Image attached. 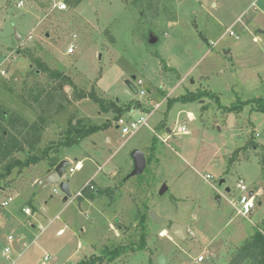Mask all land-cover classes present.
<instances>
[{
	"label": "rangeland",
	"instance_id": "1",
	"mask_svg": "<svg viewBox=\"0 0 264 264\" xmlns=\"http://www.w3.org/2000/svg\"><path fill=\"white\" fill-rule=\"evenodd\" d=\"M19 1L0 0V10L5 12L0 16V111L30 124L41 121L45 128L37 150L31 152L39 162L26 164V154L19 152L15 156L24 165L0 178V262L7 261L3 255L9 246L7 237L12 235L15 246L21 248L17 242L22 233H27L30 245L23 249V264H40L44 252L53 257L49 264H79L82 259H76L83 258L87 249L88 255L93 253L86 258L90 260L119 245L138 247L143 215L149 224L146 248L129 250L111 263L100 264H160L161 258L162 264H230L257 228L264 233V114L253 105L232 114L221 108L264 98V44L253 41L255 35L264 39V34L255 32L258 27L247 31L242 23L229 24L250 0H84L79 9L70 8L67 0H23L24 8L18 9ZM56 2H65L67 9L59 11ZM222 19L225 26L220 24ZM174 20L177 24L170 27ZM227 28L234 35L226 34ZM150 33H156L160 41L149 44ZM219 39L212 47L211 42ZM72 44L74 53L69 55ZM225 49L232 52L227 55ZM54 71L69 81L52 75ZM178 75L192 90L181 86L172 97L209 90L215 98L192 106L176 103L170 112L171 90H162V84H168L166 77L177 84ZM127 80L139 91H147V99L163 103L161 111L151 115L149 125L154 128L161 116L162 120L167 116L165 127L159 128L161 120L154 131L143 127L131 136L121 135L117 129L120 121L140 116H134L128 107L143 108L145 102L129 89ZM92 91L106 101L109 112H101L89 98H80ZM47 95L53 96L51 103ZM189 110L196 117L189 123L191 136L161 141L158 135L165 139L167 127L175 129L187 122ZM231 115L234 125L229 127ZM70 125L78 129L100 125L102 131L65 147ZM135 151H142L150 162L143 174L131 177ZM109 159L111 163L104 166ZM63 160L72 167L77 160L84 162L82 170L66 172L72 194L67 201L59 187L41 190L35 182L55 168L53 163ZM101 166L104 169L98 172ZM115 168L117 176L112 178ZM94 174L100 185L93 183L95 190H107L101 186L113 181L114 187L109 188L114 192L109 194L127 197L130 206L125 205L119 218L110 219L103 211L114 204L108 194L90 201L92 207L77 198ZM240 180L249 191H262L248 218L238 215L230 204L242 194L237 188ZM164 184L168 191L161 194ZM9 198V205L1 208ZM24 207L36 214L24 215ZM150 211L166 222L152 220ZM57 214L61 219L41 234L39 224L46 227ZM65 219L70 220L72 230L58 237L56 232ZM175 223H181L185 232L191 229L194 236L187 234L184 241L174 237L170 228ZM163 231L169 238L161 236ZM34 239L36 244H32ZM202 251H206V261L199 263ZM75 252L74 259L64 260Z\"/></svg>",
	"mask_w": 264,
	"mask_h": 264
},
{
	"label": "trees",
	"instance_id": "2",
	"mask_svg": "<svg viewBox=\"0 0 264 264\" xmlns=\"http://www.w3.org/2000/svg\"><path fill=\"white\" fill-rule=\"evenodd\" d=\"M84 0H67L66 2L70 6V8L78 7ZM42 70L44 72H49L47 66L39 63ZM52 75L56 77H65L58 71H54ZM65 80L69 79L65 77ZM49 103L52 102L53 96L47 95ZM81 99L89 98L93 100L96 104L100 106L101 112L107 113L110 111V108L106 106V101L103 98H100L95 91H92L90 94L84 93ZM205 98H215L210 92H199V93H189L184 95L178 99H173L169 101V107H171L175 103H194L201 101ZM218 101V99H216ZM253 105L254 110L261 112L264 114V98L252 99L245 102H240L239 105H233L231 107H221L229 111V113H235L237 111H241L244 106ZM242 107V108H241ZM132 106L128 107V110H131ZM2 109V108H1ZM122 115L124 111L117 110L115 111ZM0 178H7L14 169L21 167L24 163L18 159L15 154L19 152H23L27 156V163L31 164L30 161L39 162L38 157H34L31 155V152L37 150L43 136V130L45 125L43 122L38 121L36 123L30 124L27 120L19 117L15 114H10L7 111H0ZM7 123V125H6ZM164 127L161 125L159 128ZM102 128L99 126H92L88 128L82 127L81 129L72 127L71 125L66 130V141L63 143L65 147H72L73 145L81 143L85 138L92 136L93 134L101 131ZM29 149V152L26 150ZM151 159V158H150ZM235 160H232L234 162ZM148 163L150 160L147 161ZM59 161H56L52 164V167L57 166ZM261 163L264 166V158L261 159ZM114 190H102L97 189L93 186V183H89L87 186L83 187L81 190V196H77L80 200L87 199L89 201H94L99 196L104 195V193H111ZM109 197L113 200V194H108ZM139 225L142 230V234L140 235L139 246L135 247L132 243L127 245H119L114 247L113 249H105L103 253L99 256H96L93 259H85L82 260L79 264H100L104 262L111 263L116 259L120 258L127 251L131 250L132 252L142 251L146 248L147 242V226H146V216L143 215L139 219ZM246 262H250L251 264H264V233L260 228H257L253 237L245 243L242 248H240L232 258L230 264H244Z\"/></svg>",
	"mask_w": 264,
	"mask_h": 264
},
{
	"label": "crops",
	"instance_id": "3",
	"mask_svg": "<svg viewBox=\"0 0 264 264\" xmlns=\"http://www.w3.org/2000/svg\"><path fill=\"white\" fill-rule=\"evenodd\" d=\"M88 1H90V2H92L93 0H88ZM20 2H23V6L22 7H20V8H18V4L20 3ZM260 1L259 0H250V3L249 4H247L246 5V7L245 8H243V9H241V12H240V14H239V16H238V18L236 19V21H233L232 22V24L231 23H229L230 25H231V27L232 26H234L235 24L237 25V24H239V23H242V26L244 27V29L245 30H250V31H253V29H252V27H258V31H255V32H259V33H261V34H264V0H262V6H259V3ZM19 3H16V6H17V8L18 9H22V8H24V1L23 0H21V1H19ZM56 3H58V2H56ZM55 3V4H56ZM82 4V3H81ZM80 4V5H81ZM79 5V6H80ZM79 6L78 7H76L77 9H79ZM212 7H217V3L216 2H214L213 1V4H212ZM76 8H74V9H76ZM60 11V10H59ZM156 11L158 12V10L156 9ZM261 13V14H258V13ZM3 13H5L4 11H2V10H0V16H1V14H3ZM160 13V12H159ZM143 15V14H142ZM160 15V14H159ZM97 16V15H96ZM246 16L248 17L247 19H246ZM158 17V16H157ZM159 18V17H158ZM97 19H99L98 17H97ZM177 19V18H176ZM225 20L224 19H222L221 21H220V24L223 26H225ZM177 24V20L175 21H171L168 25L170 26V27H172V26H175ZM255 24V25H254ZM229 32V34H230V32H233V30L230 28H227L226 29V34ZM234 33V32H233ZM153 34H155L156 35V33H153ZM165 35H167V33H165ZM157 36V35H156ZM77 37H75V39H76ZM157 38H158V42L160 41L159 40V37L157 36ZM222 39V38H221ZM221 39H219V41L218 42H211L212 44H211V46L212 47H216L217 45H218V43L220 42V40ZM264 39L262 38H260V37H258L257 35H255L254 36V38H253V41L254 42H256V43H261L262 45L264 44V41H263ZM2 46V45H1ZM71 46H74V49H75V45L74 44H72ZM232 52V50H224V53L225 54H227V55H229L230 53ZM68 53V52H67ZM69 54V53H68ZM67 54V55H68ZM70 55V54H69ZM73 55V54H72ZM4 62V61H3ZM2 62V63H3ZM173 70V69H172ZM175 75H173V77H174ZM166 77V76H165ZM180 77V75H178V78L177 77H175V79H177V81H179L177 84H175V81H172V83L169 81V80H171V78L170 77H166V81H167V85L166 84H162V86H163V89L162 90H171V99L169 100V101H171V100H173V98L174 99H178V98H180V97H182V96H184V95H181V96H178V97H172V93H175V91H176V89H178V88H180L181 86H183V88H184V90L185 89H189V88H187V87H185L184 86V83H185V79L183 80V79H181V77ZM204 77H202V79H203ZM142 79V78H141ZM127 81H130V80H127ZM139 81H141V82H143L142 80H139ZM192 84L193 85H196V81H193L192 82ZM100 85V84H99ZM142 85H143V83H142ZM154 90V89H153ZM189 90H192V89H189ZM192 92V91H191ZM206 92H212V91H209V90H206ZM157 93V92H156ZM192 93H195V92H192ZM213 93V92H212ZM148 98V96L147 97H144V99H145V102H144V99H142V100H140L141 102L143 101L144 102V105H143V108L142 107H139V108H135V107H132L131 108V110H133V115L135 116L136 114H141L142 112H146V110L147 109H151V103H148V101H149V99H147ZM151 101H153V102H155V100H153V99H150ZM199 102V101H198ZM204 102V101H203ZM195 103L196 102H194V103H188V104H185L186 106H192V105H195ZM176 104V103H175ZM175 104H173L171 107H169V103H168V110L171 112L172 110H173V108H174V106H175ZM183 104V103H182ZM163 107V105L161 106V108ZM160 108V109H161ZM159 109V110H160ZM158 110V112L156 111L154 114H152V117L154 116V115H156L157 113H159L160 111ZM181 112H179V114H180ZM188 113H191V116L190 117H194V121L196 120V117H195V115L193 114L194 112L192 111V110H189L188 112H187V114ZM164 115V114H163ZM151 117V118H152ZM162 117V116H161ZM159 118L158 119V121H157V124L158 123H160V121L162 120V118ZM150 118V119H151ZM166 118V119H165ZM167 118H168V121H169V117H167V116H165L163 119L164 120H162L161 122V125H164V127H165V123H166V120H167ZM149 119V120H150ZM29 122V121H28ZM189 123H191V122H189L188 121V118H187V122L185 121V122H183V123H181L183 126H186L187 127V129L190 131V136H191V128L189 127ZM157 124L155 123V126H153L154 128L157 126ZM160 125V126H161ZM99 126V125H98ZM149 129H151L152 127H150V125H149V122H148V126H147ZM154 128H152V131H154ZM117 129H119V127L117 128ZM169 130H172V129H170L169 127H167L166 128V131L167 132H169ZM102 131V130H101ZM100 132V131H99ZM97 134V133H96ZM122 135V134H121ZM258 136H259V134H257ZM183 136V135H182ZM94 137H96V136H93L92 138H94ZM187 137V136H186ZM188 137H189V135H188ZM107 142L108 143H111V140H109V139H107ZM175 148L174 149H177L176 147V145L174 146ZM152 149V148H151ZM86 159V158H85ZM111 159H109L105 164H104V166H106V164H109V163H111V161H110ZM147 160V159H146ZM148 161V160H147ZM77 163H82V169L84 168V162H83V160H81V161H78L77 160V162L75 163V165L77 164ZM148 163V162H147ZM74 165V166H75ZM73 166V167H74ZM104 166H101V167H98V172L99 171H103V167ZM56 167V166H55ZM72 167V165L70 166V168H73ZM82 169H80V170H82ZM116 168L110 173V175H111V177L113 178V177H116L117 176V172H116ZM48 171H50V170H48ZM47 171V172H48ZM79 171V170H78ZM78 171H75V172H78ZM47 172H45L44 174H42V175H40V176H38L37 178H36V180H35V182L37 183V181L38 180H40L41 178H43L46 174H47ZM66 172V171H65ZM74 172V173H75ZM73 173V174H74ZM97 174V173H96ZM96 174H94L93 175V177L90 179V181L88 182V184L89 183H96L97 185H99L95 180H96V178H97V176H96ZM208 176V175H207ZM206 176V177H207ZM131 177H133V176H131ZM111 179H109L108 181H110ZM109 183V182H108ZM87 184L85 183V186H86ZM164 185H166V184H164ZM84 186V187H85ZM100 186V185H99ZM58 187V186H57ZM101 187H103V188H108V189H110L109 187H111V188H113L114 186H113V181H112V183H111V185H108V186H104V185H102ZM163 187V186H162ZM166 187H167V185H166ZM102 190H104V189H102ZM111 190V189H110ZM112 190H114V189H112ZM81 191V190H80ZM166 191H168V187H167V189H166ZM166 191H164V193L166 192ZM251 191H253V192H255V193H257L258 194V198H259V196L262 194V191H261V189H259V190H257V191H254V190H251ZM163 193V194H164ZM107 194H109V193H104V195H107ZM104 195H102V196H104ZM102 196H99L98 198H100V197H102ZM78 198V197H77ZM10 199V198H9ZM12 199V198H11ZM79 199V198H78ZM69 200V199H68ZM65 201H67V200H65ZM79 201L82 203V204H89L91 207H92V202H90L89 200H87V199H82V200H80L79 199ZM113 202H114V204L112 205V206H110L108 209H104L103 211L106 213V214H108V215H110V219H112V217H116V218H119V216L121 215L120 213V211H122V210H125L126 208H128V206H130V204H129V201H128V199H127V197L125 196V197H121L120 195H115L114 196V199L112 200ZM3 202H5V201H3ZM2 202V203H3ZM2 203H1V208H5V207H3L2 206ZM10 203V202H9ZM230 204L233 206V202L231 201L230 202ZM9 205V204H8ZM7 205V206H8ZM125 205H126V208H125ZM6 206V207H7ZM234 207V206H233ZM28 208H30V207H28ZM95 208V207H94ZM235 208V207H234ZM25 209H27V208H23L22 209V212L24 213V210ZM31 209V208H30ZM2 210L3 209H1L0 210V213L2 212ZM32 210V209H31ZM36 210V209H35ZM110 210H113V211H110ZM97 211L98 212H100V210L99 209H97ZM110 212H112L113 214H110ZM32 213H33V215H35L36 213L35 212H33L32 211ZM24 215H26L25 213H24ZM32 215V216H33ZM113 215V216H112ZM26 216H28V215H26ZM32 216H29V217H32ZM249 217V216H248ZM248 217H244V218H248ZM59 219H61L60 218V215H56V217H55V219H53L52 218V220H50V221H48V225L45 227V226H43L42 224H39V229H40V232H41V234L42 233H44L45 232V230H46V228L47 227H49L53 222H54V220H59ZM152 219V218H151ZM153 220V219H152ZM156 222V221H155ZM166 221H164V222H159V223H165ZM175 224H177V223H175ZM179 225H181V226H183L181 223H179ZM146 226H149V224L147 225V223H146ZM32 227H34L33 225H32ZM184 227V226H183ZM70 230H72V225H71V222H70V220H64V223H63V226L62 227H60L58 230H57V232H56V234H57V236L58 237H63V236H65L66 235V233L68 232V231H70ZM85 227H83V230H82V232H84L85 233ZM147 230H148V227H147ZM60 231H64L62 234H59V232ZM256 231V230H255ZM188 232V233H187ZM187 232H185V228H184V235H185V239H183V240H180V241H184V240H186L187 239V234H190L191 236H194V233H193V231L191 230V229H188V231ZM28 234H29V232H28ZM27 233L25 234V233H22L21 235H20V240L21 241H19L18 240V242L17 243H21V248H18V247H16L15 246V239H14V241H13V244H9V240H8V238L10 237V236H12V235H9L8 237H7V242H8V244H9V246H11L12 247V253H11V256H10V259H6L7 261H6V263L7 264H23V258H24V252L25 251H23V249L25 248V249H27V247H29L28 245H27V242H26V239H27ZM251 237H253V236H251ZM251 237H249V238H247V240L248 239H250ZM171 239V238H170ZM24 240V241H23ZM246 240V241H247ZM245 241V242H246ZM69 242H71V239L69 240ZM245 242H244V244H245ZM37 243V239H34L33 240V242H32V244H36ZM209 245H211V244H209ZM60 248V247H59ZM22 249V251L21 252H19V250H21ZM59 250V249H58ZM90 250V249H89ZM89 250L87 249V250H85V252H84V256H83V258L84 259H86V258H89V256L90 255H92V254H89L88 255V253H89ZM5 251V250H4ZM4 251H3V255H4ZM91 253V252H90ZM204 253L206 254V251H202V253L198 256V257H200V256H202V255H204ZM45 254H49V252H44V254H43V256L45 255ZM49 255H51V254H49ZM76 252L74 253V254H72V255H70V256H68V257H66L64 260L67 262V261H70V260H72V259H74V257H76ZM214 253H210V256L211 257H214ZM51 257H52V255H51ZM83 258H77L76 259V262H78L79 260H83ZM229 259V258H228ZM52 260H53V257H52ZM51 260V261H52ZM197 260H198V258H197ZM42 261V260H41ZM206 261V258H204V261L203 262H205ZM228 261V260H227ZM198 262V261H197ZM5 263V264H6ZM200 263V262H199ZM0 264H4L3 262H0ZM41 264V263H40Z\"/></svg>",
	"mask_w": 264,
	"mask_h": 264
},
{
	"label": "built area",
	"instance_id": "4",
	"mask_svg": "<svg viewBox=\"0 0 264 264\" xmlns=\"http://www.w3.org/2000/svg\"><path fill=\"white\" fill-rule=\"evenodd\" d=\"M22 6H23V2H20L18 4V8H20ZM66 6L67 5H65V2L56 3L54 5L55 8H57L61 11L66 10L67 9ZM230 35L232 36V35H234V33L230 32ZM68 53L69 54L74 53V46L69 47ZM138 85L142 86V82L138 81ZM138 94H140L143 97L148 96L147 91H144V90H141V91L138 90ZM148 103H151V109H147L146 112H142L139 117H135V118L130 119L128 121H124V120L120 121L119 130H120L123 137L131 136V135L135 134L137 131H139L141 128L147 127L151 115L154 114L156 111H158L161 108V106L163 105V103H160V102L155 103L151 100H149ZM132 112H133V110H132ZM190 114L191 113L187 114V118H188L189 122H194L191 120ZM176 135L188 136V135H190V131L187 129L186 126L179 124L178 126H176L175 129L173 128L172 130H169V132H167V137L165 139L161 138L159 135H158V137L161 139V141L168 142L171 139V137L176 136ZM81 165H82V163H77L73 168H70V166H69L66 169V172L69 170V172L71 174H73L75 171L79 170L78 168ZM66 172H65L64 176L62 177V181H65ZM209 178H210V176L208 175L206 177V179H209ZM237 188L242 191V194L236 200L233 201V206L237 209L238 215H240L242 217H248L249 215H251L253 210L256 208V204L258 201V194L253 192V191H249L246 183L243 180H240L238 182ZM77 196H81V191H79L77 193ZM11 201H12L11 198L8 199L7 201L2 203V206L6 207L9 204V202H11ZM24 213L28 216L33 215L32 210L30 208L25 209ZM63 232L64 231H60L59 234H62ZM8 240H9V244H13L14 237L10 236L8 238ZM12 250L13 249L11 246H8L7 248H5L4 257L6 259H10ZM51 260H52L51 255L45 254L43 256V260L41 261V264H49V262H51ZM197 261L203 262L204 256L202 255V256L198 257Z\"/></svg>",
	"mask_w": 264,
	"mask_h": 264
},
{
	"label": "water",
	"instance_id": "5",
	"mask_svg": "<svg viewBox=\"0 0 264 264\" xmlns=\"http://www.w3.org/2000/svg\"><path fill=\"white\" fill-rule=\"evenodd\" d=\"M18 38V35H17ZM158 43V38L155 34L150 33L149 34V44L154 45ZM126 85L129 87V89L134 93L138 94L137 88L134 86V84L131 81H127ZM234 125V115H231L229 118V127H232ZM133 160L135 164V170L131 174V176H138L144 173L146 167H147V160L145 157V154L142 151H135L133 153ZM70 166V162L67 160H63L58 163V165L53 169L47 172V174L37 181V186L42 190L49 186H58L62 193L65 195V200H68L72 197V194L70 192V185L67 181H62V177L65 174L66 169ZM224 181H221L220 184H222ZM167 187L166 185H163L161 189V194L166 191ZM229 192V189H227ZM150 217L156 221L164 222L154 211H150ZM170 232L174 237H176L179 240L185 239L184 235V227L179 224H173L170 228ZM159 263H163V259L161 258L159 260Z\"/></svg>",
	"mask_w": 264,
	"mask_h": 264
},
{
	"label": "bare ground",
	"instance_id": "6",
	"mask_svg": "<svg viewBox=\"0 0 264 264\" xmlns=\"http://www.w3.org/2000/svg\"><path fill=\"white\" fill-rule=\"evenodd\" d=\"M190 116H191V114H190ZM191 120L194 121V117H191ZM78 169L79 170L82 169V165ZM161 236L162 237H168L169 238V236H168V234H167L166 231H163V233L161 234Z\"/></svg>",
	"mask_w": 264,
	"mask_h": 264
}]
</instances>
